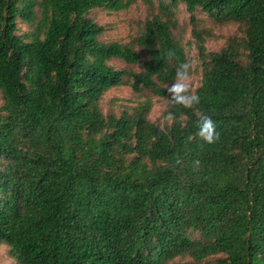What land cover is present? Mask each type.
<instances>
[{
  "label": "trees",
  "instance_id": "1",
  "mask_svg": "<svg viewBox=\"0 0 264 264\" xmlns=\"http://www.w3.org/2000/svg\"><path fill=\"white\" fill-rule=\"evenodd\" d=\"M144 1L142 29L122 43L91 12L137 0H0V246L15 264H264V0ZM181 5L200 103L169 101L163 124L150 98L105 113L117 86L167 97L189 64ZM230 23L239 33L209 50ZM201 116L217 143L194 138Z\"/></svg>",
  "mask_w": 264,
  "mask_h": 264
},
{
  "label": "rangeland",
  "instance_id": "2",
  "mask_svg": "<svg viewBox=\"0 0 264 264\" xmlns=\"http://www.w3.org/2000/svg\"><path fill=\"white\" fill-rule=\"evenodd\" d=\"M158 1L159 0H155V2ZM180 9V28L176 31V34L186 49L190 65L191 84L195 91L201 84L202 63L191 33L192 29L189 24L188 14L183 5L180 6ZM148 13V3L144 0H137V2L132 4L128 9L120 11H110L101 8L93 9L91 17L106 27V31L103 34L104 40H117L122 43H130L142 29ZM18 24L20 26V33L31 30V26L24 23L21 19H19ZM214 32L215 37L207 41V48L209 50H218L223 47L230 36L239 33V29L236 24H221L214 27ZM112 63L117 68H131L126 62L119 59L112 60ZM147 98H150L153 102L149 118L152 121L163 124L167 120L164 115V110L167 108L170 101L168 97L161 98L159 96L149 95L145 92L139 95L134 93L129 85L111 88L103 96L101 106L105 113L113 111L120 113L125 107L135 105L137 102L146 100ZM1 103L2 100L0 96V104ZM187 260L188 259H182L180 262ZM0 264H15L14 259L8 255L7 246H0Z\"/></svg>",
  "mask_w": 264,
  "mask_h": 264
},
{
  "label": "clouds",
  "instance_id": "3",
  "mask_svg": "<svg viewBox=\"0 0 264 264\" xmlns=\"http://www.w3.org/2000/svg\"><path fill=\"white\" fill-rule=\"evenodd\" d=\"M166 63L175 58V51L169 50L166 53ZM168 99L176 105H181L184 108L192 109L200 103L199 96L195 93L193 85L191 84L190 65L188 63H179L176 67L175 78L167 88ZM169 121L174 119L172 113L168 114ZM194 138L202 141L205 144H215L220 139V132L217 131L216 122L211 116H201L196 122V131ZM176 165H183L182 158L175 159ZM195 166H199L200 161H193Z\"/></svg>",
  "mask_w": 264,
  "mask_h": 264
}]
</instances>
